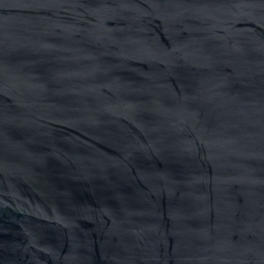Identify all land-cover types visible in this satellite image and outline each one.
Wrapping results in <instances>:
<instances>
[{
    "label": "water",
    "instance_id": "95a60500",
    "mask_svg": "<svg viewBox=\"0 0 264 264\" xmlns=\"http://www.w3.org/2000/svg\"><path fill=\"white\" fill-rule=\"evenodd\" d=\"M0 264H264V0H0Z\"/></svg>",
    "mask_w": 264,
    "mask_h": 264
}]
</instances>
